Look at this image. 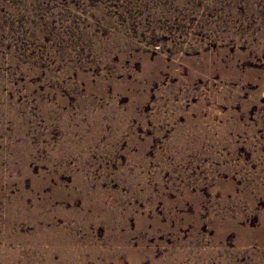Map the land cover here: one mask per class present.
Here are the masks:
<instances>
[{
    "label": "rangeland",
    "instance_id": "1",
    "mask_svg": "<svg viewBox=\"0 0 264 264\" xmlns=\"http://www.w3.org/2000/svg\"><path fill=\"white\" fill-rule=\"evenodd\" d=\"M0 264H264V0H0Z\"/></svg>",
    "mask_w": 264,
    "mask_h": 264
}]
</instances>
